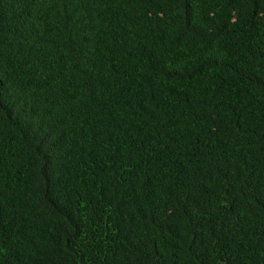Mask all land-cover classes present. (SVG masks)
<instances>
[{"label": "trees", "instance_id": "1", "mask_svg": "<svg viewBox=\"0 0 264 264\" xmlns=\"http://www.w3.org/2000/svg\"><path fill=\"white\" fill-rule=\"evenodd\" d=\"M0 264H264V0H0Z\"/></svg>", "mask_w": 264, "mask_h": 264}]
</instances>
